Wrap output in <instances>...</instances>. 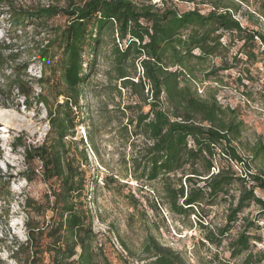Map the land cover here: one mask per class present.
Returning a JSON list of instances; mask_svg holds the SVG:
<instances>
[{"label":"trees","instance_id":"trees-1","mask_svg":"<svg viewBox=\"0 0 264 264\" xmlns=\"http://www.w3.org/2000/svg\"><path fill=\"white\" fill-rule=\"evenodd\" d=\"M58 1L63 4L21 9L12 0H0L15 32L21 27L45 26L60 17L66 20L61 27L46 26L51 38L39 47L35 61L43 76L31 80L35 84L32 91L25 90L29 79L26 84L16 83L27 107L34 103L45 107L50 129L41 143L27 145L18 136L11 150L23 148L25 169L21 174L28 183L41 181L48 193L41 202L22 199V207L28 211L27 242L12 251L10 258L18 263L17 257L24 251L26 264H111L93 228L87 202L100 177L90 173L83 138L76 139V129L85 123L80 112L82 88L104 35L110 34L114 40L113 93L122 99L124 91L133 99L120 109L126 119L121 135L130 140V158H123L126 176L140 192L154 188V198H147L153 213H169L191 228L194 217L204 233L200 245L219 248L228 241L229 259L215 255L201 264H234L240 258V264H264L260 225L264 197L258 195L264 196V167L260 164L264 142H244L246 125L237 109L223 106L216 91L204 87L207 82L224 84L221 74L240 64L244 66L238 79L254 80L252 68L264 64V0H257L254 12L243 11L251 0H181L196 6L186 12L169 5L170 0H160L159 5L152 0ZM199 6L207 7L208 12L203 13ZM240 16L253 28L244 26ZM234 48H238L236 55ZM8 58L15 59L13 55ZM215 59L220 65L213 63ZM29 65L25 63L23 71ZM35 87L41 89L38 97L33 96ZM261 94L264 98V84ZM87 141L99 155L90 131ZM77 154L82 161L76 160ZM2 156L0 147V159ZM217 156L222 157L220 161ZM234 165L243 167L244 174ZM103 184L106 189L120 186L115 175H107ZM128 200L138 208L140 200L135 195ZM252 206L259 210L254 220L244 215ZM221 208L224 224H206L211 212ZM35 217L41 220L35 221ZM240 222V232L232 238L230 234ZM258 245L263 249L256 251ZM142 254L143 264H190L182 252L163 245L151 233Z\"/></svg>","mask_w":264,"mask_h":264},{"label":"rangeland","instance_id":"rangeland-1","mask_svg":"<svg viewBox=\"0 0 264 264\" xmlns=\"http://www.w3.org/2000/svg\"><path fill=\"white\" fill-rule=\"evenodd\" d=\"M12 1L16 8L21 9L52 3L63 4V1L58 0ZM152 3L159 5L160 0H152ZM168 4L175 6L180 12L196 8L194 4L181 0H170ZM258 5L257 0H251L250 7L243 5V11L254 12ZM198 9L203 13H207L209 10L205 6H199ZM5 11H7L6 8L0 7V109L17 113L25 119V122L21 123L11 116L12 124L8 127L0 120V147L3 153L0 159V263L14 264L16 261L10 258L12 251L16 250L18 246H24L27 242L25 220L28 211L23 209L21 201L25 197H30L41 202L44 194L48 193V189L39 180L32 183L25 180L21 174L25 169L23 148L12 151L11 143L18 136H22L27 145L41 143L50 129L45 107L36 105V103L27 107L25 96L17 91L16 83L20 81L26 84L29 79L25 90L28 93L32 91L35 84H31V80L40 74L38 66H33V63L37 61L36 56L39 47L45 41L44 37L51 38L50 28L47 27L54 29L64 26L66 20L60 17L50 21L48 25L21 27L18 32H15L11 26L12 20ZM240 19L244 26L253 28L246 18L240 16ZM113 41L112 35H104V43L99 56L96 62L91 64V73L82 88L83 98L80 101V112L85 118V123L76 129L77 141L79 142L83 138L87 145L90 173L98 174L100 177L98 187L88 196L87 202L93 215V228L98 234L105 254L111 264H143L141 262L142 249L148 233H151L163 245L182 252L190 264H201L203 259L210 260L215 255H218L220 259H229L227 240L219 248L209 244L200 245L204 233L199 229L194 217L191 220L193 224L191 228L179 220H175L169 213L162 212L161 215L153 213L149 208L147 198H154L155 194L152 193L154 188L150 187L144 192H140L139 186L129 176H126L123 158L126 157V160L130 158V140L121 135L120 128L126 124V119L121 116L120 109L133 99L124 91L122 99L113 93V87L116 84L113 80L114 63L111 55ZM237 50L238 48L233 49V55H236ZM9 55H13L15 59L10 60ZM241 56L245 61V56ZM85 60L90 62L89 58ZM25 63H30V65L26 71H23ZM213 63L220 65L221 61L215 59ZM243 66L240 64L236 70L221 74L224 75V84L217 85L207 82L204 87L215 90L217 98L223 106L237 109L239 119L246 125L244 142L251 144L257 140L264 142V98L261 94L264 84V64L258 63L252 68L255 77L253 81H248L245 77L238 79L239 71ZM46 95L53 102V96L49 93L48 88H46ZM247 95H252V98L249 100ZM63 100V97L59 98L60 102ZM19 123L22 125L21 129L16 127ZM88 131L94 137L99 155L91 149L87 141ZM70 141L68 140V142ZM240 154L244 159H247L248 154L245 151ZM221 158L217 156L216 160L220 161ZM76 160L82 161L83 158L77 154ZM262 161L263 163L260 162V164L264 167V160ZM234 166L239 174H244L243 167ZM107 175H115L120 186L115 184L106 189L103 179ZM131 194L140 200L136 209L131 206L128 200ZM258 195L264 197L263 194L258 193ZM258 214L259 210L255 206L244 213L251 220H254ZM224 217L223 208L214 209L210 217L207 218L206 224L210 223L214 227L223 225ZM40 220L41 217H35V221ZM241 225V222L238 223L231 232L232 238L240 232ZM260 225L264 231V220ZM261 249H263L262 245H258L256 251ZM17 259L18 263L16 262V264H26L25 252H20ZM241 260L240 258L233 263L240 264Z\"/></svg>","mask_w":264,"mask_h":264},{"label":"bare ground","instance_id":"bare-ground-1","mask_svg":"<svg viewBox=\"0 0 264 264\" xmlns=\"http://www.w3.org/2000/svg\"><path fill=\"white\" fill-rule=\"evenodd\" d=\"M11 116L12 118L18 119L21 123L25 122V119L17 113L0 109V120L4 122L6 127L12 124V119L10 118ZM16 127L21 129L22 125L19 123L16 125Z\"/></svg>","mask_w":264,"mask_h":264},{"label":"built area","instance_id":"built-area-1","mask_svg":"<svg viewBox=\"0 0 264 264\" xmlns=\"http://www.w3.org/2000/svg\"><path fill=\"white\" fill-rule=\"evenodd\" d=\"M19 32H20V31H19ZM44 39H45V41H43V45H42V46L47 45L48 42H49L48 36H47V37H44ZM34 65L38 66L39 71H40V74H39L37 77H34L33 79L38 80V79H40V78L43 76V73H42V67H41L40 64H38V63H36V62L33 63V66H34ZM17 91H18V89H17ZM33 94H34V95H33L34 97H38V96L41 94V89H40L39 87H35V88H34V92H33ZM25 102H26V99H25ZM39 105L43 106L42 104H39ZM14 264H16V262H15Z\"/></svg>","mask_w":264,"mask_h":264}]
</instances>
